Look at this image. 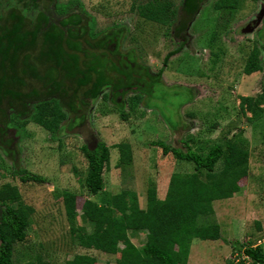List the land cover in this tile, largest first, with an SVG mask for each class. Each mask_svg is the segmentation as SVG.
Listing matches in <instances>:
<instances>
[{
	"label": "trees",
	"instance_id": "16d2710c",
	"mask_svg": "<svg viewBox=\"0 0 264 264\" xmlns=\"http://www.w3.org/2000/svg\"><path fill=\"white\" fill-rule=\"evenodd\" d=\"M201 3L182 0L175 7L171 0H147L136 6L140 18L171 27L178 42L164 56L161 68L151 73L132 50L120 51L121 27L94 32L93 19L77 0H0V151L10 160L12 175L21 183H45L43 177L18 167L16 143L28 123L56 138L83 125L98 98L108 100L123 120L128 114L125 108L132 112L140 104L159 107L153 99L154 86L163 87L161 74L169 57L187 45L186 29ZM220 4L229 12L237 0ZM260 70L258 51L253 48L242 72L250 75ZM28 82L37 83L38 89H28ZM25 86L27 90L22 91ZM238 105L247 122L262 119L264 89L255 98L239 97ZM232 138L222 145H209L205 152L200 147L183 151L154 142L163 155L169 153L178 161L191 163L193 171L171 174L163 199L156 197L152 185L147 187L145 205L140 208L134 192L122 190L109 195L102 191L108 148L90 131L79 147L87 163L84 183L88 194L98 196L101 202L83 201L78 226L75 196L62 194L74 244L114 257L111 264H186L193 239L214 241L220 237L211 203L235 195L238 180L247 175L246 141ZM116 148L117 167H128L129 145L119 143ZM18 198L16 188L5 185L0 189V264H13V246L25 240L31 210L24 209L19 201L15 206L10 204ZM139 232L144 233V241L136 247L130 236ZM241 253L253 264H264L261 245L243 246ZM94 263L88 254H75L65 264Z\"/></svg>",
	"mask_w": 264,
	"mask_h": 264
},
{
	"label": "rangeland",
	"instance_id": "374dc122",
	"mask_svg": "<svg viewBox=\"0 0 264 264\" xmlns=\"http://www.w3.org/2000/svg\"><path fill=\"white\" fill-rule=\"evenodd\" d=\"M77 1L93 19L94 32L121 27L120 51L132 50L151 73H156L164 56L178 46L171 27L137 15L136 6L147 0ZM171 1L178 7L180 0ZM221 1L205 0L189 24L187 45L169 57L161 74L163 87L153 89L159 107L140 104L132 112L125 108L128 114L123 120L108 100L98 98L83 125L56 138L28 123L16 143L18 167L43 177L45 183H21L12 175L10 160L0 151V189L5 185L16 188L19 198L10 204L15 206L19 201L24 209L31 210L25 240L13 246V264H65L75 254L92 256L94 264L114 261V257L74 244L62 204L64 192L75 196V221L80 226L83 201L101 202L98 196L88 194L84 183L87 163L79 147L90 131L108 148L102 191L109 195L122 190L134 192L140 208H144L147 187L152 185L156 197L163 199L171 174L193 171L191 163L178 161L169 153L163 155L154 142L183 151L200 147L205 152L209 145H222L231 136L244 139L247 175L238 180L239 191L230 198L246 201V211L251 214L244 218L242 206L239 204L238 209L230 198L214 200L212 219L219 226L220 237L214 241L193 239L188 264H253L241 253L242 247L261 245L264 251V117L249 123L238 105L239 97L255 98L264 89V39L252 31L260 29V17L256 11L251 13L259 2L237 0L235 9L228 12L222 9ZM253 48L258 51L261 70L245 75L242 69ZM27 88L38 89V84L28 82ZM119 143L130 147L128 167L116 165ZM130 240L141 245L144 233L134 234Z\"/></svg>",
	"mask_w": 264,
	"mask_h": 264
},
{
	"label": "flooded vegetation",
	"instance_id": "af4514ba",
	"mask_svg": "<svg viewBox=\"0 0 264 264\" xmlns=\"http://www.w3.org/2000/svg\"><path fill=\"white\" fill-rule=\"evenodd\" d=\"M57 1V0H56ZM182 0H180V2H181ZM252 2H256V3H258L259 2V4H258V6H256L257 8H254L252 11H251V13H253V12H255L256 11V14H258V17H260V19L258 18V20H259V23H260V29H257V30H252L253 31V33H256L259 37H263L262 39H264V0H251ZM58 2V1H57ZM179 2V3H180ZM204 2H205V0H202V3H201V5L202 4H204ZM200 5V6H201ZM200 6H199V8H200ZM199 8H198V10H199ZM261 8H263V10L262 11H260L261 10ZM198 10H197V12H198ZM197 12H196V14H197ZM262 14H261V13ZM259 13H260V15H259ZM196 16V15H195ZM195 16L192 18V20L190 21V23L193 21V19L195 18ZM256 20H257V16H256ZM25 19H24V24L22 23V26H23V28L24 27H26V25H25ZM189 23V24H190ZM188 27H189V25H188ZM188 27H187V29H188ZM187 29H186V32H187ZM249 30H251V28L249 27L248 28ZM185 35H186V33H185ZM263 44H264V40H263Z\"/></svg>",
	"mask_w": 264,
	"mask_h": 264
},
{
	"label": "crops",
	"instance_id": "0c3cea01",
	"mask_svg": "<svg viewBox=\"0 0 264 264\" xmlns=\"http://www.w3.org/2000/svg\"><path fill=\"white\" fill-rule=\"evenodd\" d=\"M239 187V186H238ZM247 197V196H246ZM227 199H229V198H227ZM224 200H226V199H224ZM230 200H231V202L233 201H236L237 203L235 204V207H237L238 209H239V204L242 206V211H243V217L244 218H246L247 216H248V213H247V211H246V201H244L243 199H241V198H230ZM240 200H242V202L240 201ZM241 202V203H240ZM249 214H251V213H249ZM136 247H139L140 245H135ZM188 259L189 258H187V262H186V264H188Z\"/></svg>",
	"mask_w": 264,
	"mask_h": 264
}]
</instances>
